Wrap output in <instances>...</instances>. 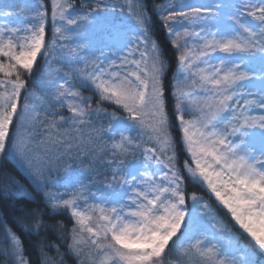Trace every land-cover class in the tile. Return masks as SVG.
Masks as SVG:
<instances>
[{"label":"snow or ice","instance_id":"obj_1","mask_svg":"<svg viewBox=\"0 0 264 264\" xmlns=\"http://www.w3.org/2000/svg\"><path fill=\"white\" fill-rule=\"evenodd\" d=\"M179 8L156 6L176 53L169 87L171 64L142 0H0V157L27 181L0 171V192L20 202L23 232L54 228L80 264H264V0ZM38 58L43 97L27 87ZM105 103L130 123L96 126L102 112L117 120ZM137 151L135 166L127 158ZM66 160L105 168L100 197L95 177L85 183ZM65 213L71 229L45 220ZM4 243L14 264H30L6 225ZM37 247L41 264H63L59 244L45 236Z\"/></svg>","mask_w":264,"mask_h":264},{"label":"trees","instance_id":"obj_2","mask_svg":"<svg viewBox=\"0 0 264 264\" xmlns=\"http://www.w3.org/2000/svg\"><path fill=\"white\" fill-rule=\"evenodd\" d=\"M120 2H123V0H120ZM142 2L146 6L147 13L152 18L153 38L156 39L160 43L161 47L163 48L164 55L168 58L171 64L170 70L168 71L167 77L165 80L166 85L170 87L171 78L177 72L176 62H175L176 53H175V49H173L169 43L170 38L168 37L166 30L161 26L158 20L157 11H156V6L164 4L165 0H142ZM76 3L77 5H79L80 0H76ZM48 32H49V38H50V32H51L50 24L48 27ZM44 67H45L44 59L39 58L34 68V73L30 78H28V84H27L28 89L35 92V94L40 97H43V93L40 90V85L38 83V80L41 75V70ZM54 67H60L62 68V70L67 71V69L64 68L63 65L61 64H56L54 65ZM82 92L84 95L91 96L93 98V106L95 107L96 101L98 100V96L90 89H83ZM171 104H172V101H171V98H169L170 113H171ZM101 107L106 109V111L109 114L115 113L117 120L116 121L112 120L111 115H104V113L102 112L98 116L94 117L93 122L96 126L103 125L105 128H107L109 124H117L119 121H123L126 124L130 123L129 121L126 120V113H124L122 110L117 108L115 105L105 103ZM65 114H67L66 111H65ZM131 134L135 135L136 133L133 132ZM173 134L175 136L179 135V133L176 131L175 128H173ZM109 135H110L109 133H106L105 138H106V142L110 144L111 141L107 140V137ZM116 139L118 140V138ZM144 146L147 147L149 145L145 144ZM178 155H179V160L181 164L183 163L185 159L188 158L186 154L183 151H180L179 149H178ZM127 159L133 165H136L139 163V160L142 159V157H140V153L139 151H137L135 157L129 156ZM64 163L70 166V170L82 173V177L85 183H89L90 177H95L94 187L104 185L102 182L106 179V177L102 174L97 175V171L101 173L105 171V168L102 167L101 165H94L93 168H89L87 161L81 164L79 160H77L76 162L66 160ZM0 171H7L11 173L12 175L16 176V178L21 180L22 183L27 184V181L24 180V177L21 174L18 166L15 164L14 161L10 159H4L0 157ZM59 174L61 176L65 174V169H64L63 164L60 166ZM53 175L55 176L56 174L54 173ZM107 179H110V174L107 177ZM188 189L189 191L195 190L199 192L201 195H203L204 199L208 201V203L212 206L216 215L219 216L220 219L224 223H226L230 228H232L233 231L237 230L235 227H233L234 222L230 219L229 214H227L225 210L219 207L216 201L208 194V192L203 187H201L198 184H193L191 183V181H189ZM19 203L20 202H17L14 204L12 199L5 197L4 194L0 192V218L3 219V224H0V264H14L12 257L5 252V249L8 247L4 243V226L5 225L10 227L14 232H16V234L19 235L21 239L23 240L24 255H25V258L30 261V264H41L42 258L40 256V252H39L37 245L39 243V240L44 238L45 236L47 238V242L60 245L61 256L59 257V259L63 260V264H80L79 259L68 252L67 245L71 242L70 239H67V238L58 239L57 238L58 232L54 228H50L46 232H42L39 237L34 236V235H28L25 232H23L21 228L19 227V225L16 223V216L18 215V213L15 211V209L19 207ZM32 207H35V205H32ZM188 207H189V210H191L192 208L191 201L188 202ZM45 220L49 225H53V226H55L58 222L63 223L69 229H71L74 223V221H72L69 218L67 213L63 215H57L52 218H49L46 216ZM69 235H70L69 233H65V237H68ZM243 242L247 243V241H243ZM48 254L55 255V253L51 250H49Z\"/></svg>","mask_w":264,"mask_h":264},{"label":"rangeland","instance_id":"obj_3","mask_svg":"<svg viewBox=\"0 0 264 264\" xmlns=\"http://www.w3.org/2000/svg\"><path fill=\"white\" fill-rule=\"evenodd\" d=\"M167 2V0H165V3ZM171 2L177 7V10H181L180 8H179V5L181 4V3H195V4H199V3H208V2H210V0H171ZM224 2L225 3H228V2H230V0H224ZM20 6V4L18 3L17 4V7H19ZM5 10H7V9H5ZM0 22H3L2 21V19H0ZM87 33H85V36L87 37ZM106 51V55H111L110 53H108L107 52V50H105ZM97 55H99V53L97 52L96 53ZM124 54H126V53H124V52H118L117 53V55H124ZM114 58V57H113ZM39 59V58H38ZM187 118H192V117H189V116H186V119ZM127 134V133H126ZM116 138H118L119 139V136L117 135L116 136ZM139 165V163L138 164H136L135 166H138ZM97 188H100L101 190H103V188H104V185H101V186H98V187H92V191L93 192H96V195H97V197H100L101 196V192H99V191H97ZM205 189V188H204ZM206 190V189H205ZM209 194V193H208ZM210 195V194H209ZM211 196V195H210ZM212 197V196H211ZM214 200H215V198L214 197H212ZM92 203H101L102 202V200L101 199H97V200H92L91 201ZM217 204H218V202H216ZM219 207H221L222 208V206H219ZM223 209V208H222ZM223 210H225V209H223ZM226 211V210H225ZM227 212V211H226Z\"/></svg>","mask_w":264,"mask_h":264}]
</instances>
